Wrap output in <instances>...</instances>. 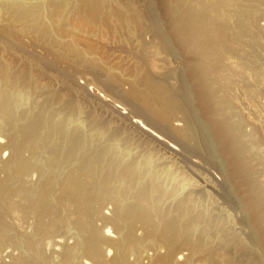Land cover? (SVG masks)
<instances>
[{"label": "bare ground", "instance_id": "bare-ground-1", "mask_svg": "<svg viewBox=\"0 0 264 264\" xmlns=\"http://www.w3.org/2000/svg\"><path fill=\"white\" fill-rule=\"evenodd\" d=\"M1 1L0 13L6 14L14 26L21 27L27 33L26 35H33L32 43L28 42L26 44L22 42L20 30L16 31L14 27L15 30L13 31L11 27L10 31V28L5 27L10 25V21L8 20L9 24L5 26L0 25V41L3 45H7L6 47L10 48L15 46V49L20 50L19 52H27V49L29 50L30 48L32 52H36L35 55L40 62L34 60L35 64L38 63L51 69H57L59 77L62 76L68 79L71 75L75 76L74 73L79 69L78 67L87 65L88 67L94 66L98 68V63L95 60H89L86 57L88 54H98L99 49L102 52L104 46L89 39L86 40L90 34H98L101 28L106 29L110 33L108 34L113 36L117 33L118 28H123V25H131V23H134V31L138 34L144 31L141 29H144L146 26L143 25L142 14L134 11L137 9H132L131 5L127 7L123 0ZM135 1L146 3V12L148 18L152 20L150 27L154 34H160L164 40L163 42L169 44L167 46L168 50L174 52V46L170 45V40L168 41L169 37L166 39V34L164 35V32H162L164 26L162 30L158 26V8L150 0H148V3L147 0L146 2L145 0ZM130 7L131 11H125L128 8L130 10ZM198 8L201 11H188L186 17L182 16L181 20H193L192 18H197L199 19V23L204 22L210 31L206 32L202 28L201 23L196 24L194 31L195 39L189 43L190 50L192 53L193 51L195 53L205 51V55L210 57L208 61L211 65L209 67L213 65L211 58L215 52V48L219 47L216 46L219 41L222 42V45L219 42L221 46L219 49L224 46L226 48L224 49L225 52L227 51L230 54V51H232V54L235 55L233 57L239 59L238 68L235 69V66L233 67V64H231L232 68L236 70L233 73L234 70L227 71L226 67L225 69L223 66H220L224 68V72H228L227 80L224 79L225 76L221 73L224 76V78L222 76L224 81L228 82L227 84L225 82L222 83V90L224 89L223 87L227 88L228 92L232 91L231 93L235 89L241 90L246 100L241 101L239 106L243 110L247 109L248 114H253V116L246 117L247 114L242 117L233 98L222 95L218 101H215L214 91H210L209 88V90L206 89L204 87L205 84L204 86L202 84L201 88L198 86V94L194 96L193 91L186 87L189 84L185 85L187 77L184 70V73L180 74L184 75L185 81L181 80L179 88L170 87L171 85L169 86L167 82V85L162 82H156L151 79L152 77L141 74L138 70H130L129 75L134 78V84L131 85L128 91L121 92L119 95L122 100L129 101L135 110L141 111L145 116L150 117L151 121L154 120L153 122L166 128V130L167 127L170 129L169 122H171V115L174 112L183 108L186 109V107L190 110L191 117H194L193 120L199 127L197 128L199 139L204 145V163L209 164L208 167L210 166L211 170L213 169L214 172L217 171L216 173H218V180L213 182V184L209 183L212 190H210L207 198H203L204 201L202 202L200 201L202 199L200 198V192L194 187L193 193L189 196L181 197L179 194L182 193L179 191L178 197L180 196L181 198H177V191L178 188L182 187V181L179 180V182L177 181L174 184L171 183L173 178L176 177L177 179L176 173L172 170L163 172L164 170L159 167L160 165L158 164L159 166H157L155 163L153 151L147 150V152H141L142 154L140 153L138 156L128 159L127 157L133 149L134 151L132 152H137L135 148L138 145L130 141V139L121 141V133L118 132L121 128L115 130L108 127V125H101L100 119L95 115L86 114L87 116H83L85 114V112H81L83 108H80L81 110L78 109L79 106H77L76 99L69 92L68 94L66 93L68 95V98H66V94L63 96L61 92V94H54L50 91H39L41 89L39 81L42 78L46 79L45 75L41 74L40 70H37L39 73H35L36 71L33 73L30 70L32 68L30 62H27L29 66L23 65L20 69L18 66L17 69L19 70H15L17 59L7 57V55L4 57V51L7 48L2 47V49H5L3 51L0 47V136L10 133L8 134L6 144L12 150V157H10L7 163L3 164L0 161V177L1 174H7L11 170V175H14V181L18 178L17 185L15 184L16 188L12 191L7 186L9 185L8 182L12 181H10L11 176L5 175L9 178L4 179L5 177L2 175L3 179L0 178V195L8 192L5 196L6 200L0 201V224L3 226V231L0 229V249L5 248L7 244L11 245L10 243L13 242L10 239L13 235L10 234V236L6 232L10 231V226L5 224V220L4 223L2 222L3 214L7 212L11 214L10 212L16 211L20 218L26 216L30 218V214L35 216L33 212L37 208L36 214L38 216H35V218H38L39 225H37L38 222L37 224L34 223L37 219L33 222V225L38 226V232L35 229L32 231L37 232L38 235L43 236L44 241H47L48 238L54 240L56 235L60 233L59 224L63 225V222L60 223L61 221L57 217V219H52L54 220L52 223L49 222L50 225L42 222V218L47 214L61 210L59 207V210H55L57 203L59 205L70 203L73 205L75 212L77 210L82 211V209L87 208V205L89 206L96 202L99 204H96L97 206H102L103 208L105 202L107 205L109 203L114 206L117 205L116 208H113L115 213L113 211L114 215H112L115 217V220L105 221L109 224L105 223L101 225L107 232L111 231L106 229L109 227L115 230L124 229L123 246L124 244L127 245L126 247L129 251H132L136 247H140L138 249L140 250L145 246V242L149 244L152 241V245L153 242L157 244L159 240L160 243L168 244L170 248L174 244L178 246L180 244L181 246H190L196 249L204 248L207 250L209 256H215L214 258L210 256V258H218L219 260H217L220 264H264V182H262L264 180L260 178L264 177L261 175L262 172L264 173V124H259L261 121L264 122V118L261 120L260 116L256 117L257 114L261 113V108L263 109L262 106H264V84L262 83L264 82V26H260L261 21L264 23V0H200ZM164 12L163 14H165ZM224 16H228L229 20L233 19L232 25L234 24V26L231 24H228V26L227 22H222L219 26H216L217 20ZM173 22L175 21L173 20ZM151 28L149 29L151 30ZM124 29L127 28L125 27ZM82 37L86 38L82 39ZM217 38H219V41ZM37 48H40L41 51L37 52ZM221 53L219 52L217 55ZM229 54L228 56H230ZM227 58L229 57L225 59ZM224 62L223 60L221 63L224 64ZM218 63L220 62H217V64L214 62L215 65H218ZM94 67L92 69L96 70ZM212 67L211 72L215 70ZM72 68L75 69H73L74 72L71 71ZM98 69L101 70L100 67ZM207 69L203 71V73L206 71V75L208 73ZM81 71L83 70L81 69ZM140 71L144 73L142 69ZM113 72H106L104 70L105 75L108 76V84H110L109 86H119L121 79ZM211 72L209 73L212 77L213 74ZM219 74L216 75L217 77L214 75L216 79H218ZM208 75L204 76L205 79ZM213 77L212 79H215ZM73 78L72 80H74ZM98 81L101 82L100 80ZM214 81L212 80L210 83ZM136 83L142 85L143 88L139 89ZM228 84L229 87H227ZM207 90L210 91L209 95L207 94ZM33 93L34 95L38 94L39 99L41 96L43 101L37 102L35 107H30V109L17 113L14 106L25 104L26 99H29L28 97L31 94L33 95ZM237 93L239 92L237 91ZM196 99H204L207 103L208 109L204 117L199 116L197 102H195L197 101ZM172 111L173 114H170ZM72 125L73 128H70ZM82 126L86 128L85 131L82 130L83 132L80 131V127ZM246 127H250L249 132L245 131ZM171 133L183 141H186L190 136L188 132L180 130ZM193 136L195 137V135ZM157 138L159 137L157 136ZM13 143L16 145L15 147ZM24 149L27 151L25 153H29L28 158L21 156V150ZM189 149L192 148L189 147ZM163 168L165 169V167ZM33 173L42 178L40 183L36 182L37 185L25 181V176L26 178H30ZM29 175L31 176L29 177ZM14 183L12 184L11 182L12 185ZM8 189L10 191H7ZM36 193H38V197L36 196L37 198L35 197V199L34 195ZM14 197H18L22 202L17 203L13 201ZM53 197L56 198L54 200L56 204L52 200ZM94 206L90 208H94ZM98 209L100 207L95 210ZM66 212L63 213L67 214ZM79 213L77 211V214ZM84 214H86L84 211L83 215L81 212L80 216L76 219L77 221L75 220V228H79L83 234L78 233L79 236H83L81 243L85 252L87 254H96V256L98 255L97 257H100L101 246L105 245L108 241L101 237L102 226L100 227L102 230H99L92 222L91 217L94 213ZM221 214L226 215L224 217L220 216ZM88 215H91V217ZM63 217L61 216V218ZM21 220L23 223L24 220ZM55 220L59 222L57 225ZM70 222L73 223V221H69V224H71ZM64 223L66 224L62 230L67 225L66 220ZM73 225L75 224L73 223ZM136 225H139L143 230L144 241H140L135 237L134 228ZM37 226L34 227L37 228ZM197 227L201 229L197 231ZM72 228L74 227L72 226ZM77 228L75 229L76 231ZM67 229L69 228L67 227ZM190 229L193 231H191L192 234L190 233ZM15 231L14 235L16 236L18 231ZM38 235L36 234L37 237ZM54 235L55 238L52 239ZM39 239L37 238L36 240ZM55 240L51 241L52 244L56 243ZM14 241H16V246H18L23 240L20 242L15 239ZM33 242L36 245L35 240ZM51 242H48V244H51ZM143 243L144 245H142ZM160 243L158 244L160 245ZM31 244L26 241L22 246V250L27 251V254L30 253L27 256L30 255L31 259L23 256L25 253L23 254L18 250L20 252L19 256L22 253L23 257L17 258L15 256V260L10 264H36V260L34 261V259L39 256L41 257V253L37 255L38 257L36 255L33 256L37 248L33 250L35 246ZM21 245L18 247L21 248ZM11 246V248H14L15 244ZM67 250L69 251V249ZM199 250L196 252H199ZM68 251H65V257L67 256V263L71 264L72 252ZM0 252L2 253L3 251L0 250ZM171 253H168V256ZM31 255L36 257L32 258ZM122 255L123 253L119 256L121 262L124 261L125 257ZM85 256L87 255L85 254ZM209 256L205 257L209 258ZM45 258L43 257V259ZM47 261L50 262V260ZM123 264L125 263L123 262ZM169 264H172V262Z\"/></svg>", "mask_w": 264, "mask_h": 264}, {"label": "rangeland", "instance_id": "rangeland-1", "mask_svg": "<svg viewBox=\"0 0 264 264\" xmlns=\"http://www.w3.org/2000/svg\"><path fill=\"white\" fill-rule=\"evenodd\" d=\"M123 1L127 7H129V5H131L132 9L138 10V11L137 10H134V11L138 12L139 14H142L141 19L143 20V23H144L143 25L144 26L146 25V26L144 29H141L144 31H142L138 34L135 33V31H134V23H131V25L133 24L132 26L130 24H128L125 26L123 25V28L121 27L122 29L118 28L117 33L113 36L109 35L110 33L106 29L100 28L98 31V34H96V35L90 34L87 38L82 37V39L86 38V40L89 39L90 41H94L97 44L99 43L100 45L104 46V47L102 46L103 47L102 52L99 49L98 54H91V55L88 54L86 57L89 60H93V61L95 60V62L98 63V65H97L98 68L100 67L101 70H99L98 68H95L94 66H89V67L87 65H86L87 67L81 66V67H78L79 69L76 71V73H74L75 76H72L70 74L71 76L69 77V79L63 78L61 75H60L61 77H59V74H58L59 71H57V69H51L49 67H45L44 65H39L38 63H36L37 64L36 65L34 63V60L35 61L37 60V62H39L38 61L39 59L35 55L36 52H34V51L32 52V50L29 47H28L29 50L27 49V52L21 51L22 54H21V52H19L20 50L14 48L15 47L14 45H13L14 46L13 48L6 47L7 45H3V43L0 41V47H1V49H2V47L7 48L6 50L2 49L3 51L5 50L4 51L5 54L3 52L4 57L7 55V57H14L15 59H17V64H16L15 70L17 69L18 66H19L18 67L19 69H20V67L22 68L23 65L29 66V65H27V62H30L31 66H32V68L30 70L33 73L35 71H36L35 73H39L37 70H40L41 71L40 73L45 75L46 79L42 78L39 81V83H40L39 85L41 88L39 91H41V92L50 91V92H53L54 94H61L62 93L63 96H65V94L66 93L68 94V92H69L70 95L76 99V102L78 104L77 106H79L78 109L81 110L80 108H83V111L81 110V112H85V114H83V116H87V115H93L94 116L95 115L96 117L98 116L97 118L100 119L99 122L101 123V125H108V127H110L111 129H115V130L121 128L122 131H121V129L118 131L121 133L120 140L123 141V140L130 139V141L135 142L138 145V147H137L138 149L135 148V150L137 152H132V151H134V149H133L131 151V154H129V156L127 157L128 159L135 157V156H138L141 152H147V150L153 151L155 163L157 164V166L160 165L159 167L164 170L163 172L172 170L173 172L176 173L177 179H176V177L173 178L171 183L174 184L177 181L179 182V180L182 181V187L178 188V191H177L178 193L176 192L177 198H181L183 196L184 197L189 196L190 194L193 193L192 191L194 190L193 189V187H194L197 191L200 192L199 193L201 196L200 198H202V199H200V201L202 202V201H204L203 198L204 197L207 198L210 190H212V188H210V186H209V183L213 184V182L218 180V173H216L217 171L214 172L213 169L211 170L210 166L208 167L209 164L207 165L206 162L204 163V161H205L204 145L199 139L198 131H197V128H199V127L196 124V122L193 120L194 117H191L192 114H191V112H189L190 110L187 109V107H186V109L185 108H183L182 110L180 109L179 111L174 112V114H173V111H172V113L170 112V114H173V115H171L173 118L171 117L172 120L170 119L171 122H169L170 123L169 124L170 129H169V127H167V130H166V128L159 126L156 122H153L154 121L153 119H152L153 121H151L150 117H148L147 115L145 116V114L142 113L141 111L135 110V108L132 106V104L127 100L126 101L122 100L121 96L119 94L121 92L128 91L130 89L131 85L134 84L133 83L134 78L129 75L130 70L131 71L133 69L138 70L139 73L144 74V75H148L149 77H152L151 79L155 80L156 82L158 81V82H162L164 84H166V82H167V84L169 86L171 85L170 87L173 86L176 88H179L180 87L179 84H181V80L185 79L184 75H182L185 72L186 77H187V82H188V83L186 82L185 85L189 84V86H186V87H188V89L190 88V90L193 91L194 96H197V94H198V86H200V88H201L202 84H203V86L205 84L204 87H206V89L209 88L210 91H212V90L214 91L215 101H218V99H220V97L222 95L233 98L235 105H237V107H238L240 115L242 117H244L245 115L248 114V111H247V109H244V110L241 109L239 106L241 101L243 102L244 100H246V97H244L241 90L235 89V91H234L235 93L234 92L231 93L232 91L228 92L227 88H225V87H223L224 89L222 90V86H223L222 83L225 82L224 79L227 80L226 78H227V74H228V72H224L223 69L226 67L227 69L226 68L225 69L227 71L228 70L229 71L234 70L233 73H235L236 72L235 69L238 68V60L239 59H236V57H233L235 55L232 54V51H230L231 52L230 54L227 51L225 52L224 49H226V48L224 46H222V48H220L221 49L220 50L219 47H221V46H220L219 42H221V41H219V38H217V40L219 41L217 44H219V45L216 44V46H219V47L215 48L214 54H216V55L214 56V54H213L211 61H213L212 62L213 65L217 64V62H220V63H218V65H215V66L212 65L213 67L212 66L211 67L215 70H212V72H211V67H209L211 64L208 61V60H210V57L205 55V51H199L198 53H195L193 51V53H192V51L190 50L189 43L193 42L194 41L193 39H195L194 38V36H195L194 31H195L196 24L201 23L203 26L202 28L206 32L210 31L209 27H206L207 25L204 22L199 23V21H198L199 19H197V18H195L196 21L192 17L191 18L193 20H191V19H185L183 21L181 20L182 16H184V18L186 17V14L188 13V11H192V10H193L192 12L201 11L198 8V4L200 3V0H163V1L162 0H150V2H152L153 5H155V7L158 8L157 9L158 10L157 11L158 23H159L158 26H160L161 30L164 28L162 30V32H164L163 33L164 35L166 34L165 35L166 39H168V37H169L168 41L170 40L169 41V43L171 42L170 45L174 46V50H175L174 52H170L168 50L169 48L167 46L169 44H167L165 42L166 43V46H165V43L163 42L164 40H163V38H161L160 34L159 35L156 33L154 34L152 28L150 27V24H152V20H150L148 18V15L146 12V3L142 2V1L136 2L135 0L134 1L133 0H123ZM126 1H128V2H126ZM195 1H197L196 3H198V2L199 3L196 4V3H194ZM145 2H146V0H145ZM147 3H148V0H147ZM1 4H2V1L0 0V5ZM135 4H136V6H135ZM195 4H196V6H195ZM180 5H182V6H180ZM131 7H130V10L128 8L125 11H127V12L131 11ZM163 11H165L164 12L165 14H163ZM183 14H185V15H183ZM145 15H147V16H145ZM226 17L228 18V16H224L223 18L218 19L216 26H219L220 23H222V22H227V25L228 24L232 25L233 19L229 20L230 18L227 19ZM173 18H175V19H173ZM225 18L227 19V21ZM8 20H9V17L6 14L0 13V25L5 26L6 24H9ZM173 20L175 22H173ZM171 22H173V23L171 24ZM196 22H198V23H196ZM176 24H177V26H176ZM185 26H186V28H185ZM232 26H234V24ZM260 26H264L263 21H261ZM5 27L10 28L9 29L10 31H11V27H12L13 31L15 30V28H16V31L20 30L19 33H20V39L22 42H24L26 44H28V42L29 43L33 42L32 41L33 35H31V34L26 35L27 33L24 32V30L21 27L14 26L12 21H10V25H7ZM125 27L127 29H124ZM149 28H151V30ZM173 31H175V32H173ZM189 33H190V35H189ZM191 33H192V35H191ZM144 45H145V47H144ZM221 45H222V42H221ZM14 50H15V52H14ZM37 50H38L37 52L41 51L40 48H37ZM221 51H222V53H221ZM219 52L221 54L217 55ZM136 53H137V55H136ZM227 53L230 56H228ZM99 54L101 57L98 56ZM200 57H201V59H199ZM226 57H229V58L225 59ZM19 59L21 60V62ZM22 59H23V61H22ZM230 59H231V61H230ZM232 59L233 60L235 59V61H233ZM223 60L225 61L224 64L221 63ZM214 62H215V64H214ZM20 63L22 66L20 65ZM207 64H209V65H207ZM231 64H233V67L235 66L234 67L235 69L232 68ZM206 66L208 67V69ZM220 66H223L224 68H222ZM92 67H94L96 70L98 69V71L92 69ZM19 69H17V70H19ZM73 69L74 68H72L71 71L74 72L75 69L74 70ZM81 69L83 71H81ZM89 69H91V70H89ZM102 69H104L106 72H109V71L113 72L114 71L113 73H115L121 79V83H119L120 85L119 86H113V85L109 86L110 84H108V80H107L108 76L105 75L104 70H102ZM120 69H121V71H120ZM141 69L144 73H142L140 71ZM206 69L208 72L207 75L208 74L209 75L205 79L204 76H207V75H206V71L204 72L205 74L203 73V71ZM183 70H184V72H183ZM208 70H210V71H208ZM221 70H222V72H221ZM214 71H216L218 74L220 72L218 79L215 78V76L218 74ZM96 72H97V74H96ZM199 72H201V73H199ZM209 72H211V74H213V76L215 75L214 77L212 76L215 79H212ZM180 73H182V74H180ZM221 73L224 74L225 78H224L223 74H221ZM222 76L224 79L222 78ZM72 78L74 80H72ZM208 78H209V80H208ZM248 79L250 80V78H248ZM98 80H100L101 82H99ZM212 80L213 81L215 80L214 81L215 83L214 82L210 83V82H212ZM216 80H218V81L216 82ZM103 83H104V85H103ZM227 83L228 82L226 81L225 84H227ZM262 83L264 84V82H262ZM136 84H137L139 89L143 88L142 85H140L139 83H136ZM98 85H100V86H98ZM227 87H229V84L227 85ZM43 89H47V90H43ZM208 90H207L208 93L206 91H204V92H206L209 95L210 91H208ZM224 90H227V91H224ZM237 91L239 93H237ZM67 94H66V98H68ZM31 95L28 97L29 99H26L25 104H22V105L20 104V106H18V105L16 106L14 104L15 105L14 108H16V110L15 109L14 110L17 111V113H20L22 110H25V109H30V107H35L37 102L40 103L43 101L41 96H40V99L38 98L39 97L38 94L34 95V93H33L32 97H31ZM38 99H39V101H38ZM196 100L197 101H195V102H197L199 116L204 117V115L206 114V111L208 109L207 103L205 102L204 99H196ZM16 104H17V102H16ZM262 107H263V109L261 108V113L259 115L256 113L257 114L256 117L260 116L261 120H263L262 118H264V106H262ZM88 113H90V114H88ZM248 116L252 117L253 114L252 115L248 114L246 117H248ZM56 120L58 121V119H56ZM259 124L260 125L264 124V122L261 121V123H259ZM73 125L70 128H73ZM77 128L79 129V127H77ZM80 129H81L80 131L86 130L85 126L80 127ZM245 129H246L245 130L246 132L250 131V127H246ZM177 130L188 132L190 134V136L186 139V141L185 140L183 141L181 138L178 139L179 138L178 136H175L174 134L171 133V132L174 133V131H177ZM144 131H145V133H144ZM122 133H123V136H122ZM8 134H10V133H8ZM8 134H3L0 136V161H2L3 164L7 163V161L10 159V157H12V152H11L12 150H11V148H8L7 144H6L8 141L7 140ZM193 135H195V137ZM151 136H153V137H151ZM157 136L159 138L156 139ZM263 136H264V134H263ZM13 145H14V147L16 146L14 143H13ZM195 145H196V147H195ZM189 147L192 149H189ZM140 148H141V150H139ZM24 150H21L22 155H21V153H20V155L24 158H28L27 156H29V153L28 154L25 153L27 151L26 150L24 151ZM153 152H151V153H153ZM202 157H203V159H202ZM126 162H127V160H126ZM160 162H161V164H160ZM162 166L165 167V169ZM209 170H211V171L209 172ZM2 175H4V177H5L4 179L9 178V177H6L5 175L11 176L10 181L12 180L11 181L12 184L14 182L15 183H14V185H12L11 182L10 183L8 182L9 185H7V186L9 189H11V191L14 190L16 188L15 184L17 185L18 178L15 179L16 181H14V178H13L14 175H11V170H10V172H7V174L6 173L1 174L0 178L3 179ZM261 175L264 176V173L262 172ZM261 175H259V176H261ZM30 176L31 175H29V177ZM38 176L39 175L36 176V173H33L30 178H26V176H25V179H26L25 181L29 182L30 184L34 183V185L35 184L37 185V183H40V180L42 179L41 176L40 177H38ZM181 176L183 177V179ZM11 178H13V179H11ZM260 178L262 180H264V177H260ZM262 182H264V181H262ZM10 185H12V186H10ZM186 185H187V189H186ZM207 185L209 186V188ZM195 186H197V187H195ZM9 189L7 191H10ZM188 189H190V190H188ZM179 191H181L182 194H179L180 193ZM6 194H8V192L7 193L4 192V193H2V195H0L1 196L0 201L6 200V197H5ZM178 194L181 195V197L180 196L178 197ZM36 196L38 197V193H36L34 195V198ZM20 200L21 199H18V197H14V199H13V201H16L17 203L22 202ZM52 200L56 204V201H54V200H56V198L53 197ZM90 204H92V203H90ZM96 204H97V202L93 203L92 205H89V206L87 205V208L82 209V211L77 210L78 213L80 212L79 214H77V211L74 212V208H73L72 204L65 203L64 204L65 207H64L63 204L59 205L57 203L55 210H59L61 208V210H59L60 213H58L59 211L58 212L54 211V212H52V214L49 213V214H51L50 216H49V214H47L48 216L46 215L42 218V222L45 223L46 225H50V223H52V221H54L52 219H55L56 217L59 219V221H61L60 223L63 222V225L59 224L60 233L56 235L57 240H55L56 239L55 235L52 238V239L55 238L54 240L56 243H54V244H52V242L54 240H50L51 238H48L49 241L48 240L44 241L45 239L43 238V236L38 235V233H37L38 232L37 231V229H38L37 225H39L38 218L37 217L35 218V216H38V214H36L37 208L33 212L35 216L30 214V218H28L29 216L28 217L26 216L24 218H20L18 212H16V211L10 212L12 215L9 214V212L3 214V217H2L3 221L2 222L4 223V220H5V224H8L10 226V231H6V232L9 235L10 234L13 235V236L10 235L11 236L10 239L14 242L13 243L11 241L13 244H15V247L13 246L14 248H11L12 247L11 245H13V244L10 243L11 245L7 244L5 246V248L0 249L3 251L2 253L0 252V264H10V263H12V261L15 260L16 257L17 258L21 257L24 253L26 255L24 254L23 256L29 257L30 255L29 256H27V255L30 253L27 254V251L22 250V246H23V244L26 243V241H27V243L31 244L33 242V240H35L36 245L33 242L32 244H33V246H35V248L33 249V246H32V249L35 250L37 248L34 251L35 253L33 254V256L34 255L37 256L38 254L41 253V257H42L41 258L40 256L39 257L37 256L38 258L34 259V261L36 260V264L37 263L38 264H43V263L44 264H68L67 258H66L67 256L65 257V254H66L65 251H68L67 249H69V251L72 252L71 259H70L71 264H73V263L74 264H123V262L125 264H131V263L132 264H167L168 262L169 263L172 262V264H211V263L212 264H216V263L220 264L218 262L219 259L218 258L213 259L215 256H212V255H210V256H212L213 258L212 257L210 258L207 250H205L204 248H199L200 249L199 250L196 248H191L190 246H187V247L185 245L181 246V244L179 246L177 244H174L170 248L168 244L163 243V242L160 243L159 240L157 242L160 243V245L158 243L155 244L156 242H153V245H152V241L149 240L150 241V242L148 241L149 244L147 242H145V246L141 248L142 250L141 249L138 250L140 247L139 248L136 247L135 248L136 250L133 249L134 252H133V250L129 251L126 247L127 245L124 244V246H123V243H124L123 241H124V237H125L124 236L125 234L123 233L125 231L124 229H116L115 230L114 228L109 227L106 229L111 230V231L107 232V230H104L103 229L104 227L101 225V224L104 225L107 221L109 222V220H111V221H112V219H113V221L115 220V217H113L112 215H114V213H115L113 208H116L117 205L114 206L111 203H109L107 205V203L105 204V202H104V204L102 203L103 204V208H102V206H97L99 204H97V205ZM93 205H95L94 208H90ZM60 206H62V207H60ZM58 207H59V209H58ZM68 207H69V209H68ZM98 207H100V209L95 210ZM72 208H73V211H72L73 214L71 212ZM62 209H63V211H62ZM64 210H66L67 212ZM83 211H84V213H86L84 215L90 214V212H91V214H92V212L94 213L92 217H91V215H88V216L92 218V222L99 228V230L103 229L102 233L100 232L101 237L104 240L108 241L107 243H105V245L103 244L101 246L102 249H101L100 257H97L98 255L96 256V254H94L95 255V257H94L93 254H87L85 252V249L81 243L82 242L81 240H83V236L78 235V233L82 234V232H80L81 230L77 227L76 228H77L78 232L75 230L76 229L75 228L76 221H77L76 219L78 216H80L81 212L83 215ZM113 211H114V213H113ZM63 212L64 213L66 212L69 217L67 216V214H64ZM69 212L71 213V215H69L70 214ZM230 212H233V211H230ZM61 213H63L64 215ZM74 213H76L77 215L76 214L74 215ZM56 214L59 216H57ZM10 215H11V217H10ZM31 215H32V218H31ZM225 215L226 214H221L220 216L225 217ZM61 216L62 217L64 216V217L61 218ZM21 219L24 220L23 223H22ZM36 219H37V221H36ZM65 220L67 222V225L64 228V230H62L63 226H65V224H66V223H64ZM68 220L73 221V223L75 225H73L72 222H70L71 224H69ZM230 220H231V217H230ZM34 221H36V222H34ZM33 222L35 224H37V222H38V224L33 225L34 224ZM0 223H1V221H0ZM55 223L57 225L59 222H57V220H55ZM106 224H109V223H106ZM0 226H1V224H0ZM34 226H37V228ZM72 226L75 229L72 228ZM101 226H102V229L100 228ZM136 226H138V227H136ZM136 226H135L136 229L134 228L135 237L137 239H139L140 241L141 240L144 241L143 239L145 236H144L143 230L139 227V225H136ZM67 227L69 229H67ZM200 227L202 228L201 225H200ZM200 227H197L196 230L198 231L199 229H201ZM2 228H3V226L0 227V229L3 231ZM12 228H14L15 230L18 231L16 236L14 235L15 230ZM33 229H35L37 232L36 233L33 232L32 231ZM12 230H14V231H12ZM2 231H1V234H2ZM17 231H15V232H17ZM64 231H66V233H64ZM191 231H192V229H190V233L192 234L193 231L192 232ZM7 233H6V235L8 236ZM36 234L38 235V237L36 236ZM39 237H40L41 241L43 240L42 242L40 241ZM37 238L39 240H36ZM13 239L19 240L20 242H21V240H23L21 243L17 242V243H19V245L22 244L21 248H19L20 247L19 245H18L19 247L16 246V241H14ZM24 239H25V241H24ZM29 240H30V242H29ZM48 242H51L52 245L50 243L48 244ZM142 245H144V243ZM39 246H40V248H39ZM112 246H114V247H112ZM193 249L195 250V252ZM18 250L20 252H22L23 254L21 253V255L19 256L20 252ZM197 250H199V252H196ZM135 251H137V252H135ZM120 252L123 253V255H122L123 257L125 256L123 259L124 260L123 262H121L120 258H119L120 254H121ZM206 252H207V254H206ZM17 253H18V256H17ZM83 253H85L87 256H85V254L81 255ZM168 253H171V254H169V256H168ZM204 255L207 257L209 256L210 259L206 258ZM33 256L31 255L32 258L36 257V256L35 257H33ZM83 256H85V257H83ZM171 256H173V257H171ZM43 257L44 258L46 257L47 259L46 258L43 259ZM166 258L168 261L166 260ZM29 259H31V258L29 257ZM47 260H50L51 263L48 262ZM208 260H210V261H208Z\"/></svg>", "mask_w": 264, "mask_h": 264}]
</instances>
